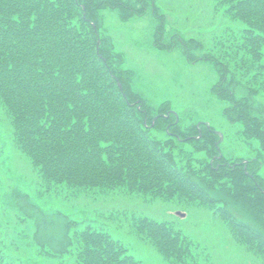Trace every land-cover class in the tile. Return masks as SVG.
I'll list each match as a JSON object with an SVG mask.
<instances>
[{"label":"trees","instance_id":"1","mask_svg":"<svg viewBox=\"0 0 264 264\" xmlns=\"http://www.w3.org/2000/svg\"><path fill=\"white\" fill-rule=\"evenodd\" d=\"M212 3L242 24L214 29L206 44L180 31L165 38L168 17L156 0H0V108L6 120L0 128V264H139L78 204L116 191L203 208L224 224L237 249L264 264V0ZM106 7L122 19L152 11L153 45L170 50L180 43L189 61H211L218 77L210 90L223 101L225 117L242 125L254 154L227 156L216 144L214 125L179 111L176 116L169 100L147 103L101 28ZM204 46L207 51L192 53ZM7 146L27 160L29 181L8 166L9 157L3 160ZM19 179L47 207H38L41 216H62L53 240L40 216L21 212V203L31 201ZM67 204L80 209L65 210ZM54 206L62 212L52 213ZM12 217L20 223H11ZM126 217L169 264H209L207 247L173 221L136 212Z\"/></svg>","mask_w":264,"mask_h":264},{"label":"rangeland","instance_id":"2","mask_svg":"<svg viewBox=\"0 0 264 264\" xmlns=\"http://www.w3.org/2000/svg\"><path fill=\"white\" fill-rule=\"evenodd\" d=\"M156 2L168 16L165 38H169L173 32L180 31L186 36H200L207 44L210 40L209 34L214 29L223 28L228 24L233 26L242 24L230 19L224 12L216 11L212 0H156ZM100 13L101 28L111 37L115 48L122 53L124 66L132 69L133 89L143 96L147 103L157 106L161 101L169 100L171 109L182 114L187 113L194 120L210 122L224 135L221 144L227 156L244 157L254 154L253 147L242 136V125L238 122H230L225 117L222 110L223 101L210 90L218 77L211 61L205 59L189 61L180 43L170 50L153 45L156 20L150 10L141 16L134 15L129 19H122L119 12L110 7L103 8ZM207 50L208 48L204 46L192 50V53L199 55ZM259 100L264 102V97H259ZM2 115L0 108V128L3 129L6 120L2 119ZM9 151L10 146H7L3 160L9 157L8 166L29 181L32 176L27 160ZM0 172L2 175L5 173V169L1 166ZM260 172L264 174V167ZM18 183L31 201V204L21 203V212L29 217L40 216L45 232L53 240L58 228L62 227V216L51 213L45 214V217L41 216L39 208L47 207L42 204L29 183H25L22 179H19ZM78 204H85V209L90 212L88 214L96 218L92 221L93 224L104 227L122 240L129 251L140 259L139 264L169 263L153 244L130 229L126 214L129 217L132 212L173 221L184 233L207 247L211 255L209 264H261L254 255H250L242 248L237 249L238 246L230 238L224 224L198 206L185 208L174 201L162 198L151 199L139 193L120 191L99 194L91 200H80ZM95 208L100 212L104 210L108 214L114 212L119 217L101 218L93 211ZM64 209L77 212L80 206L67 204ZM55 210L62 212L58 206H54L51 212L54 213ZM10 219L11 223H20L18 219L15 221L13 217ZM42 236L43 239L47 237L45 234Z\"/></svg>","mask_w":264,"mask_h":264},{"label":"water","instance_id":"3","mask_svg":"<svg viewBox=\"0 0 264 264\" xmlns=\"http://www.w3.org/2000/svg\"><path fill=\"white\" fill-rule=\"evenodd\" d=\"M221 139V138H220Z\"/></svg>","mask_w":264,"mask_h":264}]
</instances>
